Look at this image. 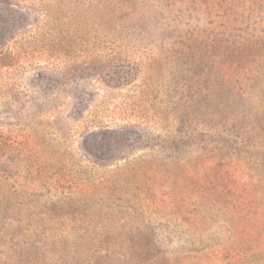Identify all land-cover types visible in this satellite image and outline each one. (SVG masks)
<instances>
[{"label": "rangeland", "instance_id": "1", "mask_svg": "<svg viewBox=\"0 0 264 264\" xmlns=\"http://www.w3.org/2000/svg\"><path fill=\"white\" fill-rule=\"evenodd\" d=\"M0 264H264V0H0Z\"/></svg>", "mask_w": 264, "mask_h": 264}]
</instances>
